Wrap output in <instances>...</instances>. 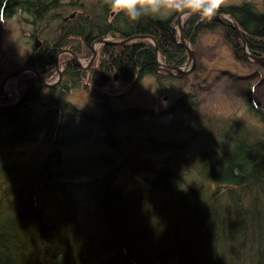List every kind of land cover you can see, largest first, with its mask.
<instances>
[{
	"label": "trees",
	"instance_id": "trees-1",
	"mask_svg": "<svg viewBox=\"0 0 264 264\" xmlns=\"http://www.w3.org/2000/svg\"><path fill=\"white\" fill-rule=\"evenodd\" d=\"M60 4L0 0V9H18L40 21ZM74 4L66 6L77 8V14H62L60 33L38 47L33 44L26 61L45 78L54 73L61 49L89 60L91 44L99 37L146 34L154 38L162 61L181 66L188 59L178 42L174 13L130 22L114 13L107 0ZM218 12L234 20L251 54L264 55V11L242 2ZM182 25L189 44L201 31L220 30L234 58L249 61L231 25L195 14L185 16ZM63 58L62 76L54 86L26 71L20 73L18 99H0V264H264V140L252 138L245 128L236 133L223 128L214 144L199 143L207 132L196 121L184 128L194 133L186 138L168 126L150 136L122 133L126 122L174 112L188 116L194 107L192 93L164 110L114 105L146 76L166 93L175 80L158 68L148 39L100 44L89 68H80L68 52ZM117 85L127 86L126 91L105 92ZM75 88L91 93L98 113L68 99ZM247 101L264 122V108L254 105L250 94ZM93 129L94 144L105 150L66 153L92 139ZM29 142L44 146L39 158L24 163L8 158L14 147ZM190 144L192 149L184 151ZM143 147L170 150L172 157L156 165Z\"/></svg>",
	"mask_w": 264,
	"mask_h": 264
},
{
	"label": "rangeland",
	"instance_id": "rangeland-1",
	"mask_svg": "<svg viewBox=\"0 0 264 264\" xmlns=\"http://www.w3.org/2000/svg\"><path fill=\"white\" fill-rule=\"evenodd\" d=\"M94 1L96 0H58L63 7H58L57 10H49L40 21L33 20L29 14L18 9H0V89L8 77L3 85L7 102L14 103L18 99L20 94L18 85L22 77L20 73L26 71L13 76L10 74L27 67L25 64L32 53L35 41L40 46L45 39L54 38L56 34L60 33L58 29L59 19L77 14V8L67 7L66 4L71 2L75 3L74 5L82 3L88 6ZM242 2L250 3L257 11H264V0H229L228 6ZM54 13H58V18L57 15L55 18L53 17ZM218 13L230 18L228 14ZM174 14H176L177 20L178 13ZM185 16L181 17V23ZM175 28L177 35H179L177 25ZM105 38L112 39L109 36ZM189 46L195 55L194 68L185 75L175 76V80L168 83V93L151 76L144 77L126 93H124L127 87L125 85L107 87L105 92L115 95L124 93L123 96L114 101V105L118 108L142 106L155 110H164L175 99L186 93H192L194 107L190 114L187 116L180 112H174L155 119L149 118L147 121L138 119L126 122L122 125L121 132L137 133L144 131L150 136L152 133L159 132L163 126H168L169 129L186 138L193 133L188 129L189 125L193 123L192 121H196L200 125V130L205 131L206 129L208 133L200 135L202 140L199 143L214 144L217 132L223 128L230 133H236L245 128L251 133L252 138L257 137L264 140V122L252 113L247 101V96L250 94L251 102L254 105L257 104L259 108H264V64L251 60L247 62L237 61L220 30L199 32ZM64 53L66 52L57 55L60 70L63 69L65 62ZM79 59L81 65L86 67L89 60L80 57ZM159 60L162 61L160 57ZM57 76V67L55 66L54 73L46 78V82L53 83ZM68 99L76 107H83L92 114H96L100 110L95 104L97 103L96 99L84 89L75 88ZM186 127L188 128L184 129ZM95 133L96 130L93 129V135H90L93 140L88 138L81 144L68 147L65 149L66 153H91L105 150V146L94 144L97 141ZM210 133L211 135H209ZM195 141L194 139L193 142L195 143ZM190 149H192L191 144L184 151L187 152ZM42 150H44V146L29 142L17 145L7 156L10 160L24 163L28 159L32 161L39 158ZM143 153L150 162L152 161L156 165L165 164L166 160L172 157L171 151L165 149L154 152L149 147H143ZM119 178L120 181L125 180V173L121 174ZM137 182L138 180L135 179L134 183L137 184ZM134 183L131 182L129 185L134 186ZM139 183L146 185L144 181H139Z\"/></svg>",
	"mask_w": 264,
	"mask_h": 264
},
{
	"label": "water",
	"instance_id": "water-1",
	"mask_svg": "<svg viewBox=\"0 0 264 264\" xmlns=\"http://www.w3.org/2000/svg\"><path fill=\"white\" fill-rule=\"evenodd\" d=\"M182 16H185V15L182 14V13H178L177 14V28H178V31H179V35H178L179 39H178V42L180 43L181 46H183L187 50L188 59L181 66H171V65H169L167 63V60L166 59L164 61H160L159 60V55H158L157 44H156L154 38L151 37L150 35H146V34L131 35V36H128V37L123 38V39H120V40H114V39L105 38V37H99V38L95 39L93 41V43L91 44L92 55H91V57H90V59H89L88 64H87L86 67L83 66V65H81V62H80L79 57L73 51L68 50V49H62V50L59 51V53H61V52H68L69 54H71L72 58L75 60L76 64L80 68H88L90 66V64L92 63V61H93V59H94V57H95V55L97 53V48H95L97 45L105 44V43H112V44L122 45V44H124L126 42H130V41L135 40V39H148V40H150L153 43V45L155 47V50L157 52L156 64H157V66H158L159 69H162V70H164V71H166L168 73H171L174 76L185 75V74H187V73H189V72H191L193 70L194 65H195V55H194L193 50L189 46L188 41H186L183 38V36H182V23H181V17ZM212 19H214V20H216L218 22H221L223 24L231 25V27L234 29V31L236 33V36L238 37V39L242 43V49H243L244 55L248 59H250L253 62H262V61H264V55H262V56H256L254 54H251L248 51L247 46H246V43H245V40H244V38L242 36L241 29L237 26V24L234 22L233 19L224 17L221 13H217V15L214 18H212ZM36 44L39 45L38 42ZM55 66L57 67V74H58V76H57V79L53 83H47L46 82V78L42 77L36 70H34L31 67L21 68L18 71L10 74V76L16 75V74H18L20 72H23V71H32L38 77V79L42 82L43 85L50 87V86H54L57 82L60 81L61 76H62V72H63L62 69L61 70L59 69V64H58L57 58L55 60ZM7 79H8V77L4 80V82L1 85V89H0L1 90V92H0V99H3V100H6L7 99V95L4 93V89H3V85L5 84V82H6Z\"/></svg>",
	"mask_w": 264,
	"mask_h": 264
},
{
	"label": "clouds",
	"instance_id": "clouds-1",
	"mask_svg": "<svg viewBox=\"0 0 264 264\" xmlns=\"http://www.w3.org/2000/svg\"><path fill=\"white\" fill-rule=\"evenodd\" d=\"M111 10L123 14L130 22H139L144 16L182 13L198 15L201 20L214 18L229 0H107Z\"/></svg>",
	"mask_w": 264,
	"mask_h": 264
},
{
	"label": "flooded vegetation",
	"instance_id": "flooded-vegetation-1",
	"mask_svg": "<svg viewBox=\"0 0 264 264\" xmlns=\"http://www.w3.org/2000/svg\"><path fill=\"white\" fill-rule=\"evenodd\" d=\"M36 43H37V42L35 41L34 45H35V47H38V45H37ZM0 92H1V90H0Z\"/></svg>",
	"mask_w": 264,
	"mask_h": 264
}]
</instances>
